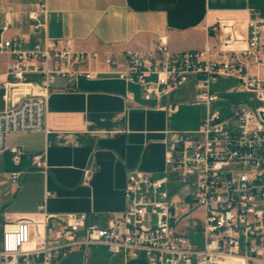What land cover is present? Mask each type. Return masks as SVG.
<instances>
[{
	"label": "built area",
	"instance_id": "1",
	"mask_svg": "<svg viewBox=\"0 0 264 264\" xmlns=\"http://www.w3.org/2000/svg\"><path fill=\"white\" fill-rule=\"evenodd\" d=\"M42 11H46V0H41L29 16L37 21ZM247 28L248 39L242 49L207 46L172 52L158 38L151 49L113 53L103 59L97 51L76 50L69 42L49 38L29 49L22 48L25 35L1 40L0 54L10 56L6 76L13 80L0 77L7 103L0 112V155L9 152L16 164L24 152L9 146L7 137L46 130L49 93L57 77L72 83L113 76L140 86L147 99H161L193 82L194 104L208 109L219 100L212 85L219 77H231L238 79L240 89L254 95L259 104L234 105L227 121L221 119L219 111L208 110L198 130L169 132L164 176L129 172L127 208L114 217L110 227L88 224L84 213L54 217L44 213L40 221L24 219L4 225L0 264H56L77 251L87 254L92 246H105L125 262L264 264V17L254 13ZM209 31H219L218 25H211ZM100 60L104 71L81 67ZM25 85L33 91L19 92ZM162 108L174 111L176 106ZM232 121L236 122L235 132L226 128ZM33 158L38 167L45 166L43 154ZM235 163L244 170H230ZM94 172L93 166L85 170V183ZM10 175L17 183L20 173ZM171 184L190 188L186 200L201 212L200 222L193 226L195 232L201 230V237L187 236L191 211L177 215L168 191ZM44 209V205L39 206L41 213ZM52 218L59 220V227L50 222Z\"/></svg>",
	"mask_w": 264,
	"mask_h": 264
},
{
	"label": "crops",
	"instance_id": "2",
	"mask_svg": "<svg viewBox=\"0 0 264 264\" xmlns=\"http://www.w3.org/2000/svg\"><path fill=\"white\" fill-rule=\"evenodd\" d=\"M40 3L0 0V41L25 35L22 48L29 49L49 38L69 42L76 50L97 51L101 59L151 49L158 38L172 52L207 46L242 49L248 19L254 13L264 17V0H46V11L32 20L29 15ZM36 24L41 26L35 29ZM211 25H218L219 31H209ZM9 60L8 54H0V77L13 80L6 76ZM81 67L106 70L101 60ZM29 91L33 90L28 85L19 88L21 93ZM4 95L0 88V112L7 108ZM195 95L193 82L161 99H147L140 86L113 76L72 83L57 77L49 93L46 130L7 137L9 146L24 152L20 163L9 152L0 155V171L11 182L14 200L21 201L20 207L4 214L2 226L24 219L40 221L44 213H84L88 224L110 227L127 208L129 172L164 176L168 133L193 132L179 126L184 109L206 106L194 104ZM171 104L174 111L162 108ZM39 154L45 156V166L36 165L33 157ZM90 166L95 172L85 183L84 172ZM14 171L20 173L18 183L11 181ZM40 205L45 212L39 211ZM50 222L59 227L58 219ZM95 252L77 251L56 264H89L99 256ZM123 262L146 264L142 259Z\"/></svg>",
	"mask_w": 264,
	"mask_h": 264
},
{
	"label": "rangeland",
	"instance_id": "3",
	"mask_svg": "<svg viewBox=\"0 0 264 264\" xmlns=\"http://www.w3.org/2000/svg\"><path fill=\"white\" fill-rule=\"evenodd\" d=\"M240 81L231 77H219L218 80L212 85V91L216 93L219 97V100L214 102L212 107L208 109L206 106H195L188 107L184 109L183 116L181 119V125L179 126L182 130L193 129V131L198 130L197 121L200 118H206L208 110L211 112L219 111L221 114V119L223 121L229 120L232 116V107L236 104H255L258 105V101L255 96L242 91L240 89ZM200 123V122H199ZM235 121H232L226 125V128L236 131ZM196 128V129H194ZM183 132V131H182ZM4 167V161L0 158V170ZM230 170L233 171H243L244 167L241 164H233ZM156 176L155 178H157ZM163 177V176H160ZM18 183V181H17ZM11 182L7 180V176L2 174L0 171V250H1V240H2V220L3 216L7 212L20 207L21 201L14 200L11 190ZM168 191L172 201L175 203V209L178 216L185 215L186 210L191 212V222L189 227L185 230L187 236L190 239H194L196 234L198 237L202 236V232L199 228L196 229V232L193 229V226L196 222H200L201 212L198 207H193L192 201H187V196L190 193V188L185 185L171 184L168 186ZM92 251H98L99 256L97 260H93L89 264H123V257L121 255H111L105 246H92L90 248ZM132 261V260H131ZM130 261V262H131Z\"/></svg>",
	"mask_w": 264,
	"mask_h": 264
}]
</instances>
